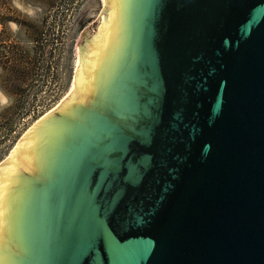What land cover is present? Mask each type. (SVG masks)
Segmentation results:
<instances>
[{"label":"water","instance_id":"1","mask_svg":"<svg viewBox=\"0 0 264 264\" xmlns=\"http://www.w3.org/2000/svg\"><path fill=\"white\" fill-rule=\"evenodd\" d=\"M76 69L0 168V264H264V0H101Z\"/></svg>","mask_w":264,"mask_h":264},{"label":"rangeland","instance_id":"2","mask_svg":"<svg viewBox=\"0 0 264 264\" xmlns=\"http://www.w3.org/2000/svg\"><path fill=\"white\" fill-rule=\"evenodd\" d=\"M100 14L101 0H0V165L70 91L76 45Z\"/></svg>","mask_w":264,"mask_h":264},{"label":"bare ground","instance_id":"3","mask_svg":"<svg viewBox=\"0 0 264 264\" xmlns=\"http://www.w3.org/2000/svg\"><path fill=\"white\" fill-rule=\"evenodd\" d=\"M75 77H78L77 76V69L75 67ZM73 98V83H72V86L70 88V91L66 94V96L61 100V102L56 106L54 107L53 110H51L50 112H48L45 116H43L40 120H38L37 122H35L33 124V126L23 134V136L20 138V140H26V134H32V128H36V127H39L40 126V123L41 121L47 116L49 115L50 113H52L53 111H55L58 107H62V106H66L67 103ZM20 140L17 142V144L14 146V148L11 150L9 156L7 157V160L5 162V164L0 167V168H4V166L16 155L18 149H19V146H20Z\"/></svg>","mask_w":264,"mask_h":264}]
</instances>
